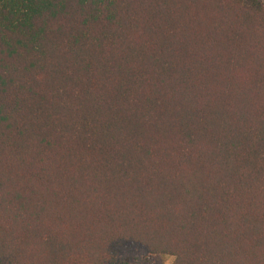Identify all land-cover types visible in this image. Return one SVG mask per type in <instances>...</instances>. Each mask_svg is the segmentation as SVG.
Segmentation results:
<instances>
[{"label":"trees","instance_id":"trees-1","mask_svg":"<svg viewBox=\"0 0 264 264\" xmlns=\"http://www.w3.org/2000/svg\"><path fill=\"white\" fill-rule=\"evenodd\" d=\"M264 264V0H0V264Z\"/></svg>","mask_w":264,"mask_h":264},{"label":"rangeland","instance_id":"rangeland-1","mask_svg":"<svg viewBox=\"0 0 264 264\" xmlns=\"http://www.w3.org/2000/svg\"><path fill=\"white\" fill-rule=\"evenodd\" d=\"M174 259L172 257L160 258L153 261V264H173Z\"/></svg>","mask_w":264,"mask_h":264}]
</instances>
